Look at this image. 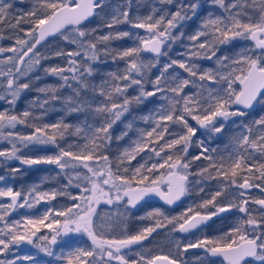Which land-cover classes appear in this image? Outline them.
<instances>
[{
    "label": "snow or ice",
    "instance_id": "6c2138e0",
    "mask_svg": "<svg viewBox=\"0 0 264 264\" xmlns=\"http://www.w3.org/2000/svg\"><path fill=\"white\" fill-rule=\"evenodd\" d=\"M93 17L102 23L89 29L85 22ZM189 21L197 26L186 35ZM22 23L29 27H20ZM0 25L15 33L0 31V40H13L0 47V77L6 78L0 100L11 108L0 111V141L10 145L0 149V166L11 161L29 168L51 165L56 176L66 180L51 189H44L40 181L16 190L3 186L5 177L0 176V264H41L38 253L60 264H187L184 254L193 249L220 257L225 264H243L246 258L264 264V198H249L254 188L264 193V115L251 122L233 119L264 104V0H207L206 5L201 0H156L145 15L133 12L131 0L117 5L109 0H35L31 10L19 15L12 14L11 3L0 4ZM120 25L143 33L121 31ZM103 28L113 31L97 35ZM50 38L66 43L44 52L53 42ZM120 39L135 43L113 50L111 42ZM236 40L252 44L232 55H218ZM178 42L181 59L169 55ZM109 56L113 62L124 61L123 70L90 81L94 65L107 62ZM60 58L63 65L42 66L43 60ZM162 58L167 59L161 64ZM200 60L212 61L214 67H202ZM153 68L158 74L149 78ZM41 72L60 83L33 86ZM65 88L67 94H58ZM29 90L38 95L16 113L17 101ZM153 97L155 107L139 115V123L125 120V130L116 140L128 137V142L111 154L114 126L133 105ZM57 104L65 114L85 116L83 125L75 126L77 141L66 139L73 125L64 118L43 121ZM230 119L239 131L226 156L214 155L216 150L203 140L196 142L200 152L188 155L200 129L215 138ZM134 124L135 134L129 136ZM17 126L31 131H17ZM38 148L52 151L21 155ZM201 160L207 163L193 168ZM20 171L9 168L13 176ZM153 195L169 206L189 196L200 199L174 216L153 209L139 217L153 223L129 232L132 210ZM58 198L64 206L32 211ZM101 204L109 206L103 214L98 212ZM19 209L26 211L10 220ZM232 212L242 214L236 224L213 237L202 235L208 221L228 219L224 214ZM159 229L168 230L166 253L151 245ZM65 236L73 239L57 254L58 238ZM22 244L38 252L16 255ZM202 264H208L207 259Z\"/></svg>",
    "mask_w": 264,
    "mask_h": 264
},
{
    "label": "trees",
    "instance_id": "16d2710c",
    "mask_svg": "<svg viewBox=\"0 0 264 264\" xmlns=\"http://www.w3.org/2000/svg\"><path fill=\"white\" fill-rule=\"evenodd\" d=\"M116 1L121 2V1H125V0H116ZM134 1H135V5H133L134 3H132V5L134 6V7H132V10L134 12L138 11L140 15L147 14L149 12L151 6L156 3V0L152 3H149L151 1L148 0L147 5L143 0H134ZM4 3H11L12 4V14L13 15H19L22 13H26L27 11L31 10L32 7L35 6V0H0V4H4ZM206 4H207V2L204 5H206ZM143 5H146V8L143 7ZM206 11H207V7L206 6L202 7L201 15H203V13ZM9 19H11V17H9ZM101 23H102V21L99 18L93 17V19L86 24L88 25L89 29H95ZM6 24H7V21H5V25ZM5 25H0V31L4 32L6 35L8 33H12V30L7 28ZM196 26H197L196 22L189 21L188 24L184 28L185 34L187 35V34L191 33L196 28ZM20 27L28 28L29 25L22 23L20 25ZM119 29L121 31H130L131 30L126 25H120ZM109 31H112V30L107 29V28H103L102 30H98L96 34L99 35V34H101V32L107 33ZM12 34H15V33H12ZM21 35H22V33H21ZM50 40H52L53 42L48 46L47 49H44V52L50 51L51 49L56 48V47H63L65 45L64 42L59 40L58 38H52ZM134 43H135V41L132 39L114 40L111 42V47L113 50H120L122 48L133 46ZM183 43H187V41H183ZM12 44H13L12 39L5 38L3 40H0V47H7V46H10ZM245 44L251 45L252 42L251 41H243V40L233 41L231 44L222 47L221 52L218 53V55L221 53L232 55L236 51L241 50ZM69 47H74V46H69ZM66 50H68V49H66ZM180 51H183V49L180 47V42H178L176 45H174L172 47L169 55L173 58L181 59L182 57H179L177 55V53ZM256 51H259V50H256ZM4 55L6 56L7 54H4ZM143 55L146 57H150L149 55H145V54H143ZM0 58H2V56H0ZM77 59H79V58H77ZM166 59L167 58H162L160 63L162 64L163 61H165ZM58 63L63 65V63H64L63 58H60L59 60H57V59L43 60L42 66L55 65ZM198 63L202 67H214L212 61L200 60V61H198ZM94 67L96 68V71L93 74V76L89 78V80L99 82L102 78H106V74L108 72H110V71H117L118 72V71L123 70L124 61L117 60V61L113 62L111 56H109L107 62L98 63V64L94 65ZM2 69H3V66H0V70H2ZM36 74L37 73H33V75H36ZM38 74L41 76V79L38 82L33 81V86L57 85L58 83H60V81L58 80L57 77L45 76L42 72L38 73ZM157 74H158V68L157 69L153 68L150 72L149 78H154ZM5 79L6 78H4V77H0V85L3 84ZM146 87L148 89H151V84H147ZM185 91H187V89ZM68 92H69V90L67 88H65L58 94H67ZM0 95H3V88L2 87H0ZM37 95H38V93L35 91H32V90L24 92L23 95L21 96V98L18 100V103L16 104L15 112L20 113L23 110H25L28 107L29 103L31 102L32 98L37 96ZM156 99H157L156 97H153V98H150L149 101H146L142 105H133L130 114L127 117L122 118V120L114 126V128L112 129L113 143H112V147H111V154H114V153L120 151L121 146L126 145V143L128 142V137H125L123 140H119V141L116 140V136H118L121 132H123L125 130V120H129V119L136 120V123H139V121L137 119L139 117V115L148 114L155 107V104L152 103V101H156ZM5 110H11L10 106L6 102H0V111H5ZM248 112H249V115L246 117H236L233 119H235L237 121L251 122L252 119L257 118L259 115H264V104L254 105V108ZM60 118H64L65 122L73 125V127L69 129V133H72V135L66 136V139L71 140L73 142L77 141L78 137L75 135V126L76 125H83V123L85 121V116L83 114H65V112L63 110H61L60 106L57 104L55 108H52L49 110L48 114L43 118V121L48 122V123H52V122L58 121ZM191 123L194 126H196L194 121ZM135 126L136 125L134 124V128L132 131L129 132V136H133L135 134ZM144 127H147V125H144ZM238 131H239L238 126L236 124H234L231 119L226 123L224 133H221L219 136H216L215 138H210V136L207 132L203 131V129H200L197 132V135L195 137H193V145L189 148L188 155L192 156V155L198 154L200 152V148L198 146V143H196V142L198 140H203L209 148L216 150L214 155H225L226 156L228 154V151L230 150V147H231L232 137ZM111 154H110V158H111ZM138 159H139V157H138ZM133 163H135V161H133ZM206 163L207 162L203 161V160L195 161L193 164V168H195L196 165H202V164H206ZM50 167L51 166H49V165H37L34 167H30V168L27 167V169L25 170L26 175H27V180L26 179L24 181L22 179L20 180L21 181V187L19 185H17L16 183L12 182L14 188L16 190H19V188H21L20 190H24V189L31 187L35 183L40 182V181H44L42 184V187L44 189H51V188L57 187L56 181H53V178H52L53 172H52ZM45 178H47V179H45ZM212 183L215 184V182H212ZM256 183H260V181H256ZM210 191H212L211 188H206V192H210ZM251 192L255 193V197H254L255 199L264 198L263 197L264 193L260 192L259 189L254 188L251 190ZM249 198L251 199V198H253V196L250 195ZM60 199L61 198H58V201H52L48 204H45L42 202L41 204L37 205V207L35 209H33L32 211L33 212L40 211V210L44 209L46 206L62 207L63 204L59 203ZM199 199H200L199 196H195V195L189 196V197H185L184 200L182 201V203L185 200H187V201L191 202L190 205H192L193 203L198 202ZM146 203L148 204V203H153V202L147 201L144 204H146ZM156 205H158V204L156 203ZM158 206L160 208L164 209V211H169V210H166L165 208L161 207L160 205H158ZM250 208L258 209L259 206L250 205ZM208 210H211V209H207L205 211H208ZM25 211H26L25 209H22L21 212H17L15 214H12V217H9V219L11 220L13 218H19L21 216V214L25 213ZM169 212H172V211H169ZM224 215H226L228 217V219H221L220 217H218V218L212 220V222L208 225V227L205 228V229H207L209 227L212 228V230L209 231L206 236L213 237V236L222 234L223 231L228 230L231 227L232 223H237L238 219L242 216V214L236 213V212H232V213H228V214H224ZM153 222L154 221H151L150 223L147 221L142 222L141 225L138 226V228H136L133 232H136V231L140 230L142 227H144L146 225H150ZM162 232L163 231L158 230L156 233H154L153 237H155V239H152L151 243L156 241L157 239L163 240ZM148 243H149V241L145 242V244H148ZM64 246H65L64 243L57 244L55 246V250H56L57 254H59L60 249ZM23 252H25V251L20 250V251L16 252V255H21ZM37 259L41 262V264H60V262L55 261L53 259V257L43 256L40 254H37ZM25 264H27V262H25ZM245 264H249V263H245ZM251 264H259V262L258 261L257 262L251 261Z\"/></svg>",
    "mask_w": 264,
    "mask_h": 264
},
{
    "label": "rangeland",
    "instance_id": "374dc122",
    "mask_svg": "<svg viewBox=\"0 0 264 264\" xmlns=\"http://www.w3.org/2000/svg\"><path fill=\"white\" fill-rule=\"evenodd\" d=\"M143 1L147 5L148 0H143ZM149 1H151L149 3H152L155 0H149ZM124 2L125 1L117 2L116 0H109V4L110 5L122 4ZM201 2L204 5L207 2V0H201ZM131 3H134L133 5H135V1L134 0H131ZM133 5H132V7H134ZM146 5H143V7L146 8ZM169 7L170 8H174L175 5H172V6H169ZM126 26H128V25H126ZM130 31L131 32H137V33H143L142 29H131ZM65 43L66 42H64V44ZM246 45L247 44H245L244 46H246ZM6 54L7 55H11V54H8V53H6ZM2 58H0V59H2ZM164 62L165 61H163V63ZM154 69H157V68H154ZM0 102H5V101L4 100H0ZM17 103H18V101H17ZM15 107H16V105H15ZM16 130L17 131H22V132H30L31 131L30 128H26V127H22V126H17ZM203 131H205V130H203ZM8 147H10V145L7 143V141H0V149H5V148H8ZM51 151H52L51 148H48V149H39L38 148V149H36L34 151H31V152L25 150V152L21 153V155H25V154H27V155H43V154H45V152L51 153ZM49 166H51V165H49ZM11 167H18V168L21 169V171L19 173H15L14 176H13V174H11L9 172V168H11ZM50 168H51V170L53 172V175L51 174L52 178H53V181H56L57 187L66 182V180L63 177H57L56 176V171L57 170H55L54 166H51ZM26 169H27V166L20 164L19 161H11L6 166H0V176L5 177L4 181L2 182L3 186H12L14 188L13 183H16L17 185H19L21 187V181L20 180L21 179L23 181L25 179L27 180V175H26V172H25ZM20 189L21 188H19V190ZM250 195H252L253 198L255 197V193L254 192L250 191ZM263 197H264V194H263ZM68 203H71V201H68ZM190 204H191V202L185 200L177 209H175L172 212L164 211V209H162L158 205H156L155 202L148 203V204L147 203L143 204L140 207H138L137 209L132 210V215L130 216V218L128 220V230H129V232H133L136 228H138V226L141 225L142 222L147 221V222L150 223L152 220L139 219V217L145 216L149 211H151L153 209L159 208V209H162L165 212L166 215L174 216V215H178L180 212L184 211ZM62 206H64V205H62ZM48 207L49 206H46L45 208H48ZM21 210L22 209H19L17 212H21ZM108 210H109V206L104 205V204H101L99 206V208H98V212H101V214H103L104 212H107ZM17 212H14L13 214H15ZM234 224H236V223H232L231 227ZM169 227H171V226H169ZM159 230L163 231L162 232L163 240L162 239H157L156 241L152 242L151 245L153 246L155 251H157V252L163 251V252L166 253L168 251V248L170 247V241L168 239V230L167 229H159ZM211 230H212V228H210V227L207 228V229H204V232L202 233V235H207V233L209 231H211ZM41 234H43V233H41ZM197 234L199 235L200 233L197 232ZM175 235L178 236L177 234H175ZM192 238L195 239V238H197V236L193 235ZM72 239L73 238L71 236H65V237L58 238V241H59L58 244H62L65 241H69V240H72ZM26 249H27V251H30L32 253H37L38 252V250L32 248L31 245H27ZM20 250H22V249L20 248L19 250H17V252L20 251ZM38 254L45 256L43 253H38ZM6 256H7V254H6ZM197 256L201 257V259L198 260ZM184 259L187 261V264H202V260H204V259H207L208 264H223L221 261L211 260L209 257H206L205 253L201 249L190 250L188 253L184 254ZM254 262H257V261H254Z\"/></svg>",
    "mask_w": 264,
    "mask_h": 264
},
{
    "label": "water",
    "instance_id": "95a60500",
    "mask_svg": "<svg viewBox=\"0 0 264 264\" xmlns=\"http://www.w3.org/2000/svg\"><path fill=\"white\" fill-rule=\"evenodd\" d=\"M93 18H91V20H92ZM90 20V21H91ZM89 21H86L85 23H88ZM50 39H52V38H50ZM145 55H149L150 56V54H148V53H144ZM251 109H249V110H246V111H250ZM184 200V198H182L180 201H178L176 204H174V205H171V206H169V205H166V204H164L163 203V201L162 200H160V198L159 197H156V196H149V197H146L145 198V200L144 201H142L141 202V204L140 205H142L144 202H146V201H154L155 203H157L158 205H160L161 207H163V208H165L166 210H169V211H173V210H175V209H177L178 208V206L182 203V201ZM140 205H138L137 206V208L140 206ZM133 210H135V209H133ZM216 218H218V217H215L214 219H216ZM213 219V220H214ZM212 221H208V223H207V226H205L204 227V229L206 228V227H208V225L211 223ZM197 232H199V230H197ZM154 234V233H153ZM178 236H180L181 234H179V233H176ZM189 235H191V234H189ZM145 242H147V241H145ZM20 248H22V249H26V244H22L21 246H20ZM211 260H218V261H221L223 264H225V262H223L222 261V258H220V257H209ZM251 261V258H246L245 259V261L243 262V264H245V263H249Z\"/></svg>",
    "mask_w": 264,
    "mask_h": 264
},
{
    "label": "flooded vegetation",
    "instance_id": "af4514ba",
    "mask_svg": "<svg viewBox=\"0 0 264 264\" xmlns=\"http://www.w3.org/2000/svg\"><path fill=\"white\" fill-rule=\"evenodd\" d=\"M146 202H147V201H146ZM153 202H154V201H153ZM144 203H145V202H144ZM144 203H143V204H144ZM143 204H142V205H143ZM140 206H141V205H140ZM140 206H139V207H140ZM26 248H27V245H26ZM21 249H22V248H21ZM22 251H27V249H22Z\"/></svg>",
    "mask_w": 264,
    "mask_h": 264
}]
</instances>
